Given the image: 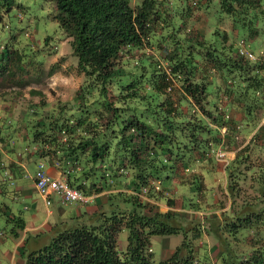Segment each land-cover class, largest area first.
Segmentation results:
<instances>
[{"label":"trees","instance_id":"obj_1","mask_svg":"<svg viewBox=\"0 0 264 264\" xmlns=\"http://www.w3.org/2000/svg\"><path fill=\"white\" fill-rule=\"evenodd\" d=\"M51 1L82 79L69 100L50 101L30 88L17 115L10 107L0 117V143H34L71 185L86 194L109 191L103 205L54 224L50 239L26 253L25 264H207L206 236L215 241L220 264H264L261 132L229 156L227 206L215 190L208 200L198 171L219 164L214 151L223 136L226 144L241 127H256V110L264 105V54L247 59L236 53L239 39L234 47L225 30L207 25L199 36L192 26L194 9L202 6L208 18L215 4L233 27L264 35V0ZM14 5L0 0V21ZM13 29L0 32V77L30 65L38 72L43 56L28 46L33 34L27 26ZM41 40L49 42V35ZM234 108L241 118L231 116ZM167 169L164 185L159 172ZM194 188L213 212L189 217L169 209L179 196L200 209L190 194ZM172 234L181 236L179 243L157 260L151 239Z\"/></svg>","mask_w":264,"mask_h":264},{"label":"rangeland","instance_id":"obj_2","mask_svg":"<svg viewBox=\"0 0 264 264\" xmlns=\"http://www.w3.org/2000/svg\"><path fill=\"white\" fill-rule=\"evenodd\" d=\"M214 9L215 4L211 6L208 18L206 15V10L202 6H198L196 9H194V21H192V26L193 30L196 31L199 36L206 33L205 30H207V25H209L210 27H213V29L221 28L222 33L223 30H225L226 33L230 36V40H232V42L234 43V47L238 39L244 38L248 40L249 48L252 49L256 54H258L261 49L264 52L263 34H260V36L256 37L253 35H249L253 33V31L249 32L248 28L246 27H233L232 20L226 14L219 11L217 12ZM52 10L53 3L51 0H15V5L7 13V16L4 15L5 17H3V19L0 21V32L3 36L12 27H14L15 29V27L21 28L27 26V31L34 36V38L32 37L30 39V44L28 46L35 50V52L37 53V57L39 56V54H42L43 56V62L41 66L42 69L38 72L37 70L32 69V65H30L28 70L23 71L22 74H19L17 72L15 76L11 77L7 75V72H4L5 75L0 77V92L5 93L4 98H0L1 117L2 115L8 113V109L10 107L14 108V113L15 115H17L18 110L21 107H24L26 100L31 95L29 91L30 88L43 91L46 94V98L50 101H54L58 98L60 100H69L75 93L76 88L78 87L82 79L81 73L77 71V59L72 54L68 38L63 35V32L58 27L57 21L52 16ZM259 17H261V15ZM2 21L6 23V25L3 27ZM46 35H49V42H42V37ZM210 36H212V34H210ZM37 42L42 43H40L39 45ZM25 43H27V41L21 42L18 45V48L22 49L26 47ZM2 44L3 40L0 39V49ZM51 66H54L53 71H49ZM36 76L38 77L36 78ZM10 95L15 96V99L17 100L15 103L13 99H9ZM260 98L263 101L262 98H264V94H260ZM256 114L257 124L253 130L246 132L241 127L240 131H238L235 135V140L225 144L231 157L234 155L235 151L238 148H241L246 144L249 137L255 130H259V132H261L262 136L264 137V123L262 121L264 119V105H260L257 108ZM169 171L170 170L167 169L164 172H159L160 178L163 180L164 185H167L169 182L170 177H166ZM217 171L218 172L215 173V176H213V173L210 175H206L204 188L206 190V193L208 194V200H211L209 199L211 198L210 195L215 190V193H217L218 196L226 199L227 206L229 199L225 197V180H223L225 174L221 168H218ZM219 174L220 176H218ZM220 178L222 181H220ZM175 179L178 180L177 175ZM190 194L194 199H199L201 204V206L199 207L200 209H194L195 207H188L184 205L182 197L180 196L177 199V204L171 206L172 208L169 209H174L175 212L187 215L189 217L194 216L196 213L203 214L204 212L211 213L214 211V208L207 204L206 199L203 198L200 192L198 194L195 188L194 191L190 192ZM36 197L37 201H39L40 198L38 196ZM158 201L161 203L160 206L162 209H165L167 207L164 199H159ZM5 202L9 203L10 205H17V202H14L9 198H6ZM75 204L77 203H72L70 206H73ZM84 206L85 205H82L81 211L83 210L82 208ZM104 207L108 208L107 204ZM44 214L45 210L40 208L38 214L41 215L40 218H42ZM0 219L2 221V218ZM1 223L3 224V221ZM124 234H126L125 229H123L122 233H120V237L122 239H124ZM180 238L181 236L177 234H172L168 237L154 236L151 239V247L156 259L159 260L165 253H167V251L172 250L173 247L179 243ZM200 240L201 238L197 239L198 242H200ZM205 240L208 244L210 255V263L207 264H220V260L218 257L219 250L215 241H213L210 236H206ZM242 248L243 250L248 249L247 246H242Z\"/></svg>","mask_w":264,"mask_h":264},{"label":"crops","instance_id":"obj_3","mask_svg":"<svg viewBox=\"0 0 264 264\" xmlns=\"http://www.w3.org/2000/svg\"><path fill=\"white\" fill-rule=\"evenodd\" d=\"M229 112L232 117H242L239 108ZM221 142H224V136ZM40 159L46 162L50 174H62L52 160L37 153L36 144L24 140L16 142L15 146L0 143V218L3 221L2 224L0 219V264H25L26 253L50 239L54 224L77 215L82 205H85L83 210L91 211L106 202L109 189L92 193L89 201L73 206H70L72 203L60 204L55 196H51V202L47 204L34 185V171ZM209 165L198 169L204 179L212 173L215 176L220 168L219 164L214 168ZM211 168L214 170L210 171ZM6 198L17 205L6 203ZM40 208L45 210L42 218L38 215Z\"/></svg>","mask_w":264,"mask_h":264},{"label":"built area","instance_id":"obj_4","mask_svg":"<svg viewBox=\"0 0 264 264\" xmlns=\"http://www.w3.org/2000/svg\"><path fill=\"white\" fill-rule=\"evenodd\" d=\"M237 52L248 59L256 58L255 53L247 47L244 40H240ZM214 155L224 170L225 165L229 162L228 150L220 143L216 147ZM34 185L47 204L51 202V196H55L57 201L62 205L84 202L93 197L92 194H86L78 187L71 185L64 173L59 176L50 174L46 169V162L43 159L37 162V168L34 173ZM145 190L146 187L144 186L142 192L139 194L144 196Z\"/></svg>","mask_w":264,"mask_h":264},{"label":"clouds","instance_id":"obj_5","mask_svg":"<svg viewBox=\"0 0 264 264\" xmlns=\"http://www.w3.org/2000/svg\"><path fill=\"white\" fill-rule=\"evenodd\" d=\"M240 40H244L245 41V43H246V45H247V47L249 48V42H248V40L247 39H244V38H241V39H239L238 40V42H237V48H238V46H239V42H240ZM237 48H236V53L238 54V52H237ZM250 49V48H249ZM250 50H252V49H250ZM253 51V50H252ZM254 52V51H253ZM255 53V52H254ZM262 54H264V52H263V50L261 49L259 52H258V54H256L255 53V55H256V58L255 59H251V60H256V59H258L259 57H260V55H262ZM239 55V54H238ZM241 56V55H240ZM244 57V56H243ZM246 58V57H245ZM248 59V58H247ZM263 121V123H264V119L262 120ZM221 132H225V127H221ZM225 142V141H224ZM224 142H220L223 146H224ZM225 148H226V146H225ZM226 150H227V148H226ZM230 156V155H229ZM219 166H220V164H219ZM220 168H221V166H220ZM222 169V168H221ZM223 170V169H222ZM223 172H224V170H223Z\"/></svg>","mask_w":264,"mask_h":264}]
</instances>
